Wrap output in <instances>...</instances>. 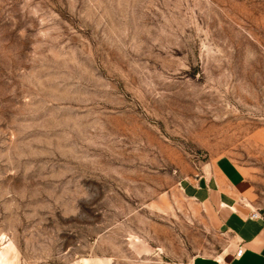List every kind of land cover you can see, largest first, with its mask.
<instances>
[{"label": "rangeland", "instance_id": "1", "mask_svg": "<svg viewBox=\"0 0 264 264\" xmlns=\"http://www.w3.org/2000/svg\"><path fill=\"white\" fill-rule=\"evenodd\" d=\"M224 154L264 201V0H0V264L213 256Z\"/></svg>", "mask_w": 264, "mask_h": 264}, {"label": "crops", "instance_id": "2", "mask_svg": "<svg viewBox=\"0 0 264 264\" xmlns=\"http://www.w3.org/2000/svg\"><path fill=\"white\" fill-rule=\"evenodd\" d=\"M186 190L211 224L230 237L217 254L198 255L190 264H264V201L232 157L224 154L200 165ZM238 247L244 249L241 256L235 255Z\"/></svg>", "mask_w": 264, "mask_h": 264}, {"label": "built area", "instance_id": "3", "mask_svg": "<svg viewBox=\"0 0 264 264\" xmlns=\"http://www.w3.org/2000/svg\"><path fill=\"white\" fill-rule=\"evenodd\" d=\"M254 216H257L258 213H254L253 214ZM244 249L242 247H238L237 250H236V256H241V254L243 253Z\"/></svg>", "mask_w": 264, "mask_h": 264}]
</instances>
